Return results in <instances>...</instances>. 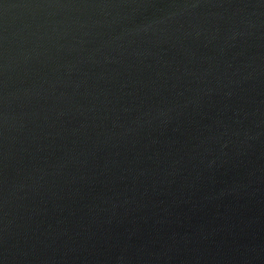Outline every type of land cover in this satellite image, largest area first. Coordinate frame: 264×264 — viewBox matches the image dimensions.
<instances>
[{"label": "water", "instance_id": "95a60500", "mask_svg": "<svg viewBox=\"0 0 264 264\" xmlns=\"http://www.w3.org/2000/svg\"><path fill=\"white\" fill-rule=\"evenodd\" d=\"M0 264H264V0H0Z\"/></svg>", "mask_w": 264, "mask_h": 264}]
</instances>
